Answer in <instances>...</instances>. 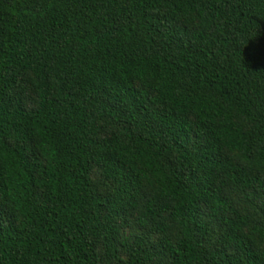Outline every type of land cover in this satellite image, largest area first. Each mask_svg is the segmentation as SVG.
<instances>
[{
  "label": "trees",
  "instance_id": "obj_1",
  "mask_svg": "<svg viewBox=\"0 0 264 264\" xmlns=\"http://www.w3.org/2000/svg\"><path fill=\"white\" fill-rule=\"evenodd\" d=\"M0 264H264V0H0Z\"/></svg>",
  "mask_w": 264,
  "mask_h": 264
}]
</instances>
